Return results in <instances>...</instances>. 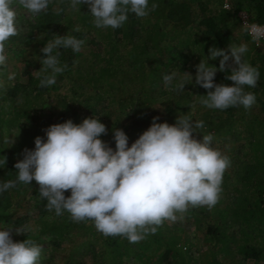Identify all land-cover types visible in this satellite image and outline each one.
Wrapping results in <instances>:
<instances>
[{
	"label": "trees",
	"instance_id": "1",
	"mask_svg": "<svg viewBox=\"0 0 264 264\" xmlns=\"http://www.w3.org/2000/svg\"><path fill=\"white\" fill-rule=\"evenodd\" d=\"M224 1L229 4V10L222 9ZM216 2L217 7L208 11L195 25L190 0H149V9L153 3L158 5L154 11L150 10L149 14L143 18H138L130 12L127 21L121 27L112 29L111 27H95L87 5L78 6L80 11L75 10L74 15H71L66 11L69 0H50L48 8L39 15L43 19L46 18L58 24L61 36L70 35L85 41L90 37L94 39L96 33L102 48L91 55V61L79 52H73L71 48L61 47L54 50L53 54L56 51L60 53L58 57L60 66L67 65L63 72L65 74L71 71L76 62L88 64V69L77 76L82 80L85 91L88 92L86 95L83 90L77 92L74 88L68 89L70 95L68 96L67 92L55 93L56 88L53 85L40 87L42 75L39 72L32 74L29 71L21 74L15 68L9 74L0 73V85H2L0 86V184L17 181L18 170L14 167L16 163L6 159L4 164L2 161L5 158L12 159L19 153L23 155L25 149L34 150L35 138L38 136L46 140L44 130L51 126L50 122L44 119L48 107L52 106L64 122L70 119L75 124H80L85 118L96 116L94 110L90 112L93 101H107L108 104L116 103L120 109L127 108L126 114L129 118L141 110L143 115H141V125L135 129L140 130L142 134L150 127L153 117L157 116L153 115V111L160 99L180 104L190 96L198 100L201 95H207L208 90L196 84L195 79L192 80L190 77L186 78L187 84L184 91L169 89L158 95L152 86L161 80L166 69L177 71L180 73V78L184 77V72L190 68L196 72V65L201 60L219 68L220 60L209 59V49L213 46L221 49L229 44L231 31L237 26V14L240 11L245 10L249 13L251 23H264V0H216ZM13 4L19 6L17 0H13ZM57 8H63L64 11L56 15ZM205 10L206 8H203L201 11ZM76 26L80 27L79 32L74 31ZM136 26L140 29L137 30ZM44 27L41 26L38 31V38L46 39L45 42H41V46L51 40L47 32L48 28ZM139 30H141V36ZM30 36L31 34L24 37H11L6 44L7 57L11 60L18 57L22 61L27 60L29 53L33 52ZM139 38L141 49L135 50L134 47ZM37 42L39 43V39ZM120 57L130 58L127 64L132 62L129 64L131 67L126 65V68H123V64L114 65L113 61ZM42 58L44 54L39 51L36 60L41 67ZM243 58L260 73L255 88L245 86V91L255 95V104L250 109H245L241 105L215 113L207 112L200 117V120L204 122V128L196 129L197 132L193 135L200 137L205 133H212L214 142L221 144L223 140L233 137L242 130L251 141L246 155L247 160L237 159L231 165L234 169L233 176L226 177L224 173L221 197L212 208L216 216L212 224L204 219L207 214L205 207L200 210L191 207L189 218H194L197 231H201L208 239L214 240L212 248L216 250L224 247L221 241L222 236V239L216 236L219 234L226 236L225 228H221L220 225L226 226L227 223L233 222L236 225L235 230L239 232L238 240H236L238 244L231 241L229 245L231 250L227 246V253L217 252V255L224 254L231 260L235 259L229 264H241L236 261L237 256L242 257L243 261L258 264L261 261L264 262V245L262 244L264 241V54L252 45ZM220 73L223 83L232 86L233 82L225 78L226 74H230V70L220 71ZM10 74H14V79H8ZM44 74L50 75L51 70ZM114 80L118 83L115 84ZM178 82L173 81V84ZM137 84L141 85L138 89L137 87L130 89L132 85ZM125 95H128V99L124 97ZM257 107L261 110L255 114ZM100 122L107 128V134L100 138L112 149L115 145L113 129H121L125 133L130 130L123 122L112 121L111 116H107L105 120L100 119ZM13 129H20L27 134V138L25 140L20 138L11 147L9 143L4 142L6 135H10ZM252 158L257 160L250 162ZM22 159L23 156L20 157V160ZM24 193L32 196L31 203L37 208L41 219L47 218L48 215H55L52 222L39 220L42 222L41 225L50 224L49 229L44 230V226L41 230L44 236H49L45 240L48 241L50 250H55L62 245L51 239V236L61 239L65 235L64 239L67 241L71 240L67 239L70 231L78 230L83 233L82 236L72 238L75 243L70 253L69 249L65 248L68 244L64 242L63 252L68 253L66 264H77L81 256V258L89 257L88 264L190 263L187 253L179 251L178 238L170 237L164 240L157 236H155L156 239L150 237L152 239L149 244L146 242L147 245H142L140 241L138 245H135L134 250H130V243L126 237L104 236L96 230L91 220L75 222L67 211L57 216L54 210L46 209L47 201L39 196V185L35 180L29 185L17 181L16 187L0 192V211L7 213L3 216L2 212L0 215V222L1 218L5 221L4 226L12 220L16 226L23 225L24 217L16 216L12 210V201L16 196ZM65 196H70V191L65 192ZM7 216L10 217L8 221L5 220ZM90 231L93 233L89 234ZM229 236L232 238L231 235ZM27 238L33 239L38 244L36 238L29 235L21 236L14 242H22ZM158 240L163 241L164 248L153 247L154 241L158 242ZM233 254L235 257L231 258ZM132 257L136 259V262H132ZM78 264H86V262L80 261ZM213 264L218 263L214 261Z\"/></svg>",
	"mask_w": 264,
	"mask_h": 264
},
{
	"label": "clouds",
	"instance_id": "2",
	"mask_svg": "<svg viewBox=\"0 0 264 264\" xmlns=\"http://www.w3.org/2000/svg\"><path fill=\"white\" fill-rule=\"evenodd\" d=\"M17 3L36 16L48 8L50 0ZM12 4L13 0H0V69L7 66V42L20 31ZM82 4L88 6L95 27L112 29L121 27L130 12L143 18L158 7L153 3L149 9V0H69L71 9L80 11L78 6ZM63 11L55 10L56 15ZM242 30L257 46L264 39V25L245 20ZM74 31L79 32L80 27ZM83 43L70 35H54L47 41L41 49L42 67L37 71L42 75L39 86L54 85L56 75L67 67L60 66V53L53 54L54 50L62 47L79 52ZM247 51L245 43L230 44L227 49L213 46L208 57H221L219 69L202 60L196 65L195 83L209 90L201 95L203 106L224 110L241 105L250 109L255 104V95L245 91V86L255 88L260 73L243 58ZM49 70L50 75L44 74ZM218 70H230L225 78L233 82L232 86L214 82ZM177 75L175 71L162 74L165 88L184 91L186 78L193 80L190 73L184 72L174 85ZM8 79H14V74ZM158 119L153 117L150 127L130 147L125 132L114 128L115 150L100 138L107 134V128L96 116L80 124L70 119L53 124L44 130L46 140L36 137L34 150L25 149L23 159L14 165L17 181L29 185L35 180L39 196L47 201L46 209L54 210L57 216L67 211L75 222L93 221L104 236H122L137 244L155 234L165 221L183 220L190 207L206 206L211 210L219 202L223 176L231 166L230 158L212 147V134H204L202 141L193 138L196 129L204 128L202 120L193 122L178 115L170 125L158 123ZM5 143L12 144L14 139L6 138ZM17 181L0 184V192L16 187ZM67 191L70 196L66 197ZM30 230L27 225L15 228L17 235ZM12 231L0 230V264H39L42 248L30 238L14 242Z\"/></svg>",
	"mask_w": 264,
	"mask_h": 264
},
{
	"label": "rangeland",
	"instance_id": "3",
	"mask_svg": "<svg viewBox=\"0 0 264 264\" xmlns=\"http://www.w3.org/2000/svg\"><path fill=\"white\" fill-rule=\"evenodd\" d=\"M190 1L192 2L191 11H192V16H193V20H194L195 25L198 24L199 20L202 19L203 16L208 13V11L213 10L214 8L217 7L216 0H190ZM226 5H227V7H226ZM12 7L17 13L16 23H17V26L20 30L19 34L16 36L17 37H24V36H27L28 34H31L30 37L32 39L31 42H32L33 52L31 51L29 53V55H28L29 57L25 61H22L21 58H19V57L14 59V60H11L10 58H8L7 59V66L5 68L1 69L0 73L3 75L9 74L11 72V70H13L15 68H17L21 74H25L29 71L32 74L37 73V71L40 70L41 66L39 65L38 60H36V58H37L39 51H41V49L46 44V43H44V46L40 45L41 42H45L46 39L43 40V38H38V33H39L38 31H39L41 26H45L44 28L47 27L48 28L47 32L49 33V39H53L54 35H61L60 27L58 26V24H55L54 22H52L50 20L49 21L46 20V18L43 19V17L40 16L39 14L36 16L31 15L25 9H23L21 6H17L16 4H12ZM203 8H206V10L204 12L201 11ZM222 9L229 10V4H227L226 1H224ZM66 11L71 15H74V13H75V9H71L70 7H68V9H66ZM245 20H247L249 23H251L249 13H247L245 10L240 11L237 14V21H238L237 26L235 28H233L231 31V36H230L231 41L229 42V44H227L226 46H224L221 49H227L230 44H235V45L239 46L240 44L245 43L248 45V50L252 47V45H254L255 47L259 48L261 50V52L264 54V39H261L259 41V46H257V43L252 40L251 36L242 30V25L244 24ZM263 24H260V25H263ZM138 28L140 29V27L136 26L137 30H138ZM139 31H140V36H141V30H139ZM97 37H98V35L95 33L94 39L92 37L87 38L84 41V43L81 47V50L79 51V53L81 55L85 56L86 58H88L89 61H91V58H92L91 55L94 52L97 53V51H99L100 48H102V46L99 44L100 42H99V39ZM38 39H39V43L37 42ZM135 45H136L134 47L135 50L141 49L140 38L138 39L137 44H135ZM98 57H99V55H98ZM96 59H97V57H96ZM220 59H221V57L216 58V60H220ZM117 60H119V61H117ZM117 60L113 61L114 62L113 64L114 65L123 64V66H122L123 68H126V65L129 67L130 66L129 64H132V62L127 64L130 61V58L120 57ZM139 62H141V61H139ZM87 69H88V64L79 61V62H76L74 64V66L72 67V69L69 73L57 74L56 75V83L53 85L56 88L55 93H61V94H64L66 92L68 93V91H69L68 89L74 88L77 90V92L83 90L85 95L88 94V92L85 91V86L82 85L83 84L82 80L78 79V77H77L80 74V72H83L84 70H87ZM217 69H219V68H217ZM170 72H172V71L168 70V69H166V71H165V73H170ZM175 72L178 75H177L176 80H174V81L178 82L179 79L181 78V77L179 78L180 73H178L177 71H175ZM187 72L192 75L193 79H195L196 72H194L191 68L189 70H187ZM214 82L216 84H224L223 79L221 77V73L219 70L216 72V75L214 77ZM114 83L117 84L118 82L115 81ZM139 85L140 84L132 85V87H130V89L133 90L134 87H137V89H138L141 86V85L140 86ZM228 86H231V85H228ZM152 87L154 90L157 91L158 95L162 94L164 91L169 90L168 88H165L163 81H162V78L159 82L154 83ZM68 96H70L69 93H68ZM127 96L128 95H125L124 97L126 99H128ZM195 98L196 97H194V96H190L189 98H187L186 100H184L180 104H175L174 102L165 101L162 98L159 100L158 104L155 105V108H154L155 111H153V115L154 116L157 115L156 117H159V119L157 121L158 123L167 122L170 125H172L175 123L178 115L187 116L191 120H193V122H194V121L200 120V117L207 112L215 113L217 111H221L220 109H209L200 103L201 98L198 100H196ZM128 104L130 106L131 102L129 101ZM91 106H92V109L90 112L92 113V111L94 110V114H96V116L99 117L100 119L105 120V118L107 116H111L112 121L118 120L121 123L123 122V124L125 126H127V128H130V130H128L125 133L129 138L128 139L129 147L138 138V135L141 134L140 130L135 129L136 127L141 125V115H142L141 110L136 115H133V117L129 118L126 114L128 109L127 108L120 109L116 103L108 104L107 101H100V102L93 101L91 103ZM260 110H261L260 107L255 108V114L259 113ZM149 113L152 114L151 112H149ZM78 118H79V116H78ZM44 119H45V121H49L51 125L58 124V123H64V120L60 119V115L53 110L52 106L48 107L46 109ZM151 123H152V120H151ZM205 134H212V133H205ZM203 135L200 137L193 135V138L202 141ZM6 137L9 140L14 139V143H12V144L9 143V145L12 147L15 144V142H17L20 138H21V140H22V138L25 140L27 138V134H25L23 131H20V129H13L12 133L10 135H6ZM250 142L251 141L244 134V131L239 130L237 134H235L233 137L226 138L225 140L222 141L221 144L217 143V142L215 143L214 139H213L212 147L221 151V153L223 155L228 156L230 158L231 165H232L233 163L236 162L237 159H239L240 161H246L247 160L246 155L249 152ZM5 144H7V143H5ZM113 150H115V145L113 147ZM22 156L23 155L21 153H19V154H16L15 156H13L12 159H9V158H6V159L9 161L17 163L20 160V157H22ZM255 158H252L253 160H250V162L257 160ZM233 171H234L233 167L230 166L225 171L226 177L233 176ZM31 197L32 196L29 193H24V194H20L19 196H16L15 199L12 201L13 212H15L17 217H20V216L24 217L23 218L24 219L23 225L16 226L12 222L13 221L12 220L7 225L4 226L5 221L3 218H1L2 220L0 222V230H4L7 228H13V231H12L13 240L19 239L21 236H26V235L35 237L36 240L38 241V245L42 248L39 264H66L65 260L67 258L68 253H65V251L63 252V244L66 241L64 239L65 235L62 236L63 238H61V239H58V237H56V236H51L50 237L51 239H53L54 241H57L59 244H62V245L59 248L56 247L55 250L54 249L50 250V246L48 244V241L45 240L46 237H49V236H44V234L41 233L42 228H44V226H45L44 230H47L50 228V224L44 223L41 225L42 222L39 221L41 219V217H39L37 208L33 205V203H31V199H32ZM220 197H221V195H220ZM204 207L207 208L206 206H203V207L196 208V210H200L201 208H204ZM190 209H191V207L184 214L183 220H178L176 222L165 221L162 226L158 227L157 232L155 234H149L144 240L141 241V244L143 243L142 245H144L146 242H147V244H149L150 239H152L150 237H153L156 239L155 236H157V238H162L164 240H168V238H170V237L171 238L175 237V238L179 239V249H180L179 251H182L183 253L184 252L187 253L188 257H190L189 258L190 263H188V264H202V263L213 264L214 261L217 262L218 264H229V262H233L235 259L231 260V259H229L230 257L225 256L224 254L217 255V252L227 253V250H226L227 246L231 250V247L229 246L231 241H233V243L238 244V241H236V240H238L239 236L237 234H239V232L237 230H235L236 225L233 222L227 223L226 226L220 225L221 228H225L226 236L224 237L223 236L224 234H219L216 237L221 238V236H222L223 239L221 238L222 239L221 241H222L224 247L223 248L219 247L220 251L213 249L212 246H214L213 245L214 240L212 241L211 238L208 239L207 236H205V234L201 233V231L199 232L196 230V227H195V224L193 221L194 218H192V217L189 218ZM2 212H3V216L7 214L4 211H0V215H2ZM206 213L207 214H206V217L204 219H206L207 221L209 220L210 224H212V221L216 218V216L213 212V209L209 210L207 208ZM177 215H179V214H177ZM54 216L48 215L47 218L41 219V220H43V221L45 220L44 222H46V221L52 222L55 219ZM9 218L10 217L7 216V218H5V220L8 221ZM26 225L30 226L31 230L28 233L17 235L15 232V228L23 227ZM159 229H161V231H158ZM204 230L205 229H203V231ZM92 233H93V231L89 232V234H92ZM82 234L83 233L81 231H78V230L70 231V235L67 237V239H71V240H67L66 243L68 245H66V246L64 245L65 248H67V250L69 249V253H70L71 249L74 248L73 244L75 243V240L72 238H75L79 235L82 236ZM229 235H231L232 238ZM91 241H94V240H91ZM192 243H194V245ZM147 244H145V245H147ZM153 244H154L153 247L159 246L161 249L164 248L162 240H158V242L154 241ZM262 244L264 245V241L262 242ZM135 245L136 244L130 243V250H134L136 247ZM137 245H138V243H137ZM101 251L103 252L104 250L101 248ZM101 251H99V252H101ZM81 257H80V261H85L86 264H88L89 257H86V256H84V258H81ZM234 257L235 256L233 254V256H231V258H234ZM132 259H133L132 262H134V261L136 262L135 258L132 257ZM80 261L78 263H80ZM236 261L240 262L241 264H253V262H251V261H246V260L243 261V258L238 257V256L236 257ZM258 264H264V262L261 261Z\"/></svg>",
	"mask_w": 264,
	"mask_h": 264
},
{
	"label": "built area",
	"instance_id": "4",
	"mask_svg": "<svg viewBox=\"0 0 264 264\" xmlns=\"http://www.w3.org/2000/svg\"><path fill=\"white\" fill-rule=\"evenodd\" d=\"M264 25V24H263Z\"/></svg>",
	"mask_w": 264,
	"mask_h": 264
}]
</instances>
